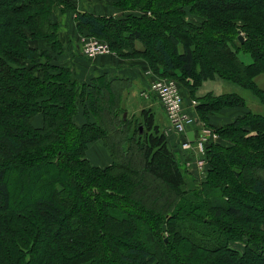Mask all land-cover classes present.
Masks as SVG:
<instances>
[{
	"label": "trees",
	"instance_id": "16d2710c",
	"mask_svg": "<svg viewBox=\"0 0 264 264\" xmlns=\"http://www.w3.org/2000/svg\"><path fill=\"white\" fill-rule=\"evenodd\" d=\"M60 1L0 0V264H264V117L237 94H198L223 81L264 105V0H118L144 13L124 18L72 9L78 33L174 80L188 114L209 127L221 110L246 111L214 128L228 146L206 145L202 180L150 110L134 125L123 118L126 82H79L56 61ZM26 30L47 49L30 47ZM94 141L108 166L86 158ZM242 240V253L230 248Z\"/></svg>",
	"mask_w": 264,
	"mask_h": 264
},
{
	"label": "rangeland",
	"instance_id": "374dc122",
	"mask_svg": "<svg viewBox=\"0 0 264 264\" xmlns=\"http://www.w3.org/2000/svg\"><path fill=\"white\" fill-rule=\"evenodd\" d=\"M117 2H118V0H61L59 2V4L57 5V7H55V9L53 11V15L50 18L51 23L54 24L57 28V30H56L57 40H58L60 47H61L60 53H54V56L57 55L58 58L64 59V58H66V53H67V57H69V51L71 50L69 48V46H70L69 45V39L67 41H65L62 38V36H64V34L66 32L62 28L63 26L61 23V18L64 16V14L66 12L72 13V14L74 13V15H75V12H73L72 9H75L76 11H78L79 7L80 8H84V7L90 8V7L98 5V6H101L103 8V11L105 13L109 12L108 17H112V18H124L130 14H133L135 16H141L144 14L143 12H139V11H124V10L117 7ZM222 3H225V2H221L220 4H222ZM190 16H191V14L187 10L186 15H185L186 21L193 22L194 24L199 23L198 19H193ZM75 28H76V26H75ZM76 31H77V29H76ZM25 32H26V35L28 36V44L30 45V47L36 48L37 45L39 44L41 46V48L38 49V51H40L41 49H47L48 44L45 41L33 40L30 37L28 30H26ZM77 33H78V31H77ZM78 35H79V38L77 40L78 41L77 42L78 43V53H79L78 56H81L82 58H85L87 60H92V59H89V58H86L83 56V54L81 52V42L84 39H96V40H99V39L95 38L93 36H89L86 31L78 33ZM128 52L130 53L131 51L125 50L124 54L128 53ZM111 53H114V52L111 51ZM71 54L73 56H75L73 51L71 52ZM129 55H131V54H129ZM256 83L258 85V88L264 91V77H258L256 80ZM133 91L136 92L137 90H133ZM124 92H123V95H125ZM206 93H213L214 95H224V94H230V93L237 94L245 100V102H246L245 110L246 111H250L255 115L257 114V115L264 117V105L260 104L258 102V100L251 93H249L248 91L242 90L239 87H237L231 83L223 82V81H217V82L207 81V82H204L202 87L198 90V94H199V96H201V95H204ZM150 94H152V93H150ZM150 94H149V97H150ZM142 97L144 99H147V94H144V95L142 94ZM125 105H126V107L123 105L125 110H126V113H124L125 118L127 120H129L130 123H133L132 125H134L135 122H137V123L141 122L140 113L142 110H150V109L145 108L146 106H148V104L145 105V102L142 101V99H140L137 95L135 98H129L128 97L125 100ZM185 107H186V112H187V107H190V105L189 106L186 105ZM234 109H235L234 113L238 114L237 116L232 117V119H230V121L225 123V124H222V123H220L219 125L209 124L211 127L206 125V123L201 122L199 120L197 114L195 112H192L193 111L192 110L191 114H190L192 122L189 123L188 125H186V130H188L189 128L193 129V131L195 132V134L197 136H201L203 134L208 133L207 139H210V140H213V137L215 135L217 138L215 141L218 142L219 141L218 140V133L216 132V130H214V128L223 127V126L233 122L236 118L243 116L246 113L242 108H234ZM221 111L219 113H217L216 115H220ZM223 111H227V110L224 109ZM187 114H188V112H187ZM39 116L41 118V125L39 127H41L43 125V116L42 115H39ZM212 117H210V118H212ZM167 122H168V132L171 133V131L173 132V130L169 124L168 119H167ZM223 122H226V121H223ZM32 125L34 126V121L32 122ZM139 127H141V126H139ZM160 131L162 132V130H160ZM181 138H182V140L179 143V147H180L179 151L180 152H176V153L174 152V153L177 155L178 159L184 164L185 169L190 173V175L192 177H195L198 180L199 179L200 180L205 179L204 178L205 173H206L205 170H207V157L205 154L206 153L205 149H206V145L208 143L204 144L203 152H200L196 149L197 145L195 142L192 145L185 147V143L187 142V140L183 138V134H182ZM215 141H213V142H215ZM219 143L222 146H228V144H226V142L222 143L219 141ZM194 150H197L202 155V159L200 160V161H202V167L199 168L197 166V170H196L195 162L200 157L194 153ZM208 168H209V165H208ZM199 172L202 174H200ZM181 204H182V202L180 203V205ZM244 245H245V241L242 240L240 242L231 244L230 248H232L233 250H235L237 252L242 253L243 249H244Z\"/></svg>",
	"mask_w": 264,
	"mask_h": 264
},
{
	"label": "crops",
	"instance_id": "0c3cea01",
	"mask_svg": "<svg viewBox=\"0 0 264 264\" xmlns=\"http://www.w3.org/2000/svg\"><path fill=\"white\" fill-rule=\"evenodd\" d=\"M79 13H88L95 16H109V12L105 13L101 6H93L90 8H80L78 9ZM75 15L74 13L66 12L61 18L62 28L65 30L64 36L62 38L67 41L69 39V57L64 59H56V61L62 65L69 66L73 71L76 79L79 82H90L92 79L99 77H104L108 81H124L128 85L124 90L122 97V105H125V100L129 98H135L136 95L145 102V105L148 104L145 108L150 109L153 118L154 124L157 125L160 130L165 134L167 138L168 146L173 152H180L179 143L181 142V136L175 134L171 131L168 132V122L166 116L162 110V107L157 102L155 96L150 94L149 91L150 85L158 79L152 72L147 68L145 62L138 57L126 56L119 57L115 53H109L106 55L98 56L92 60H87L78 56V38L79 35L75 28ZM68 30V31H67ZM37 47H41L39 44ZM136 50L141 49V45L138 43L135 45ZM73 51L74 55L71 54ZM133 90H137L136 92ZM142 94H147V99L142 97ZM150 94V97H149ZM128 96V97H127ZM227 111H221L220 115H214L210 118V123L213 125H219L220 123L225 124L232 119V117L237 116L238 114L234 113L235 109H226ZM244 110V109H243ZM245 111V110H244ZM246 112V111H245ZM241 114V113H240ZM226 121V122H223ZM41 125L40 116L34 118V126L39 127ZM193 129L189 128L188 131L191 132ZM86 157L92 166L96 167H106L110 164V159L107 150L104 148L101 141H94L89 144Z\"/></svg>",
	"mask_w": 264,
	"mask_h": 264
},
{
	"label": "built area",
	"instance_id": "2783aa9c",
	"mask_svg": "<svg viewBox=\"0 0 264 264\" xmlns=\"http://www.w3.org/2000/svg\"><path fill=\"white\" fill-rule=\"evenodd\" d=\"M81 52L84 57L89 59L111 53L108 45L105 42L96 39H84L81 42ZM149 90L155 95L158 103L162 107L173 132L177 135H185L187 132L186 125L192 121L191 115H188L186 112V107L184 105V101L180 94L177 83L170 79H160L154 81L150 85ZM194 105L195 102L192 101L191 106L193 107ZM207 134L195 136L194 142L197 145L196 149L200 152H203L204 144H207L211 141L213 142L217 139L215 135L213 140L207 139ZM194 142L190 143L187 141L185 143V147L192 145ZM197 150H194V153L200 158L195 162L196 170L197 166L199 168L202 167V161H200L202 159V155Z\"/></svg>",
	"mask_w": 264,
	"mask_h": 264
},
{
	"label": "water",
	"instance_id": "95a60500",
	"mask_svg": "<svg viewBox=\"0 0 264 264\" xmlns=\"http://www.w3.org/2000/svg\"><path fill=\"white\" fill-rule=\"evenodd\" d=\"M238 39L241 41V43L243 42V38H242L241 35L238 36ZM123 118H125V114L123 115ZM139 129L141 130V127ZM186 136H187L188 141L192 142L194 140V134H193V132H188L186 134Z\"/></svg>",
	"mask_w": 264,
	"mask_h": 264
}]
</instances>
